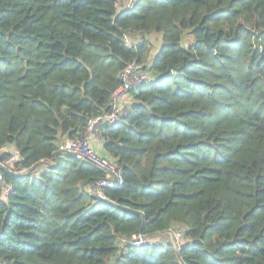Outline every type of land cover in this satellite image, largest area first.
<instances>
[{"label": "trees", "instance_id": "obj_1", "mask_svg": "<svg viewBox=\"0 0 264 264\" xmlns=\"http://www.w3.org/2000/svg\"><path fill=\"white\" fill-rule=\"evenodd\" d=\"M120 1L0 0V264H264V0ZM132 60L151 80L100 127L123 182L98 198L58 145Z\"/></svg>", "mask_w": 264, "mask_h": 264}, {"label": "built area", "instance_id": "obj_2", "mask_svg": "<svg viewBox=\"0 0 264 264\" xmlns=\"http://www.w3.org/2000/svg\"><path fill=\"white\" fill-rule=\"evenodd\" d=\"M138 0H126L123 9H133ZM124 41L128 46L133 44L131 37L124 35ZM120 83L117 88L111 93L110 103L108 111L87 119V126L83 135L76 139L66 138L58 145V151L63 154L71 155L79 161H85L92 166L103 170L106 173L104 178L96 181L94 186L90 187L92 193L98 198H105L103 188L114 187L123 182L121 169L116 165L113 159L106 155L100 154L92 144L101 140L100 127L105 122H115L127 111L126 105L123 101L127 97L130 90L138 85L149 82L151 80V73L136 60H132L126 64L121 71ZM19 160V155L16 151H11V156L1 161L0 166L9 170H15L14 164ZM2 175L0 174V180ZM8 188V186H7ZM183 228H177L175 230H169L167 233L172 234L171 241L173 242L176 251L181 247L183 239ZM155 238L142 234L132 235L129 243L133 246H140L146 243H150Z\"/></svg>", "mask_w": 264, "mask_h": 264}, {"label": "crops", "instance_id": "obj_3", "mask_svg": "<svg viewBox=\"0 0 264 264\" xmlns=\"http://www.w3.org/2000/svg\"><path fill=\"white\" fill-rule=\"evenodd\" d=\"M125 3H126V0H121V1L119 2V7H120L119 10L122 9V8L124 7ZM156 38L159 39V45H158V47H157L155 50H154V49L151 50V57H153V56L155 55L157 49H158L159 46H160V36L158 35ZM134 41H137V40L134 39ZM127 96L129 97V95H127ZM92 144L94 145L95 149H96L100 154H102V155H106V154L104 153V151H103L102 140H100V141L97 142V143H96L95 141H93ZM11 148H12V147H11ZM12 150H14V148H12Z\"/></svg>", "mask_w": 264, "mask_h": 264}, {"label": "rangeland", "instance_id": "obj_4", "mask_svg": "<svg viewBox=\"0 0 264 264\" xmlns=\"http://www.w3.org/2000/svg\"><path fill=\"white\" fill-rule=\"evenodd\" d=\"M157 36H158L157 34H153V35H151V37H150V39H149V42H150L151 48L154 49V50H155V49L158 47V45H159V39L156 38ZM129 100H130V97H128V96L125 97V99H124V101H123L124 106L127 105V104L129 103ZM171 236H172V234H171ZM171 236H170L169 233L166 232L164 238L167 239V240H169V239H171ZM154 240H156V239H154Z\"/></svg>", "mask_w": 264, "mask_h": 264}]
</instances>
